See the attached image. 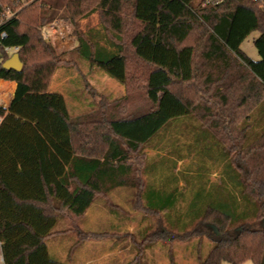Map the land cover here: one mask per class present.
I'll use <instances>...</instances> for the list:
<instances>
[{
	"label": "trees",
	"instance_id": "trees-1",
	"mask_svg": "<svg viewBox=\"0 0 264 264\" xmlns=\"http://www.w3.org/2000/svg\"><path fill=\"white\" fill-rule=\"evenodd\" d=\"M0 2L18 10L0 26V80L17 82L0 108L3 264H67L48 241L71 231L56 230L62 218L81 219L96 202L155 211L188 199L185 217L201 222L164 226L148 241L187 239L203 224L215 243L202 264H264V0ZM97 10L102 24L81 28ZM60 18L72 26L71 50L142 93L146 109L127 114L126 95L85 117L70 114L49 86L75 60L41 28ZM255 31L258 60L241 48ZM6 46H19L22 70L5 67ZM251 126L262 127L252 139ZM79 234L71 249L104 233Z\"/></svg>",
	"mask_w": 264,
	"mask_h": 264
},
{
	"label": "rangeland",
	"instance_id": "rangeland-1",
	"mask_svg": "<svg viewBox=\"0 0 264 264\" xmlns=\"http://www.w3.org/2000/svg\"><path fill=\"white\" fill-rule=\"evenodd\" d=\"M13 11L17 12L18 10ZM55 21L46 23L41 28L44 27L43 31L46 37L52 41L59 52L68 51L69 49L64 45V48L62 47V42L56 41L57 39L52 33L51 24ZM99 24L102 22L97 10L85 15L81 20L80 27L86 30ZM71 28L69 21L67 24L68 33ZM258 34V31L253 32L241 45L246 54L254 60L260 59L254 44V39ZM68 52L67 57L74 59L75 62L70 66L57 68L49 89L63 94L73 117H85L88 113L98 109L101 104L107 108V104L109 106L107 101L116 103L126 95L129 97L127 114L144 110L150 105L142 93L139 91L129 92L126 85L112 78L102 68L92 67L76 50ZM66 75L71 76L64 81ZM261 131L262 127L251 126L248 131L249 137L252 139ZM158 146H161V143ZM154 151L151 147L146 149L148 154H153ZM136 163L142 165L140 159ZM190 163L189 160L184 164L179 162L175 172L177 173L179 169ZM215 177L216 173L212 175V178ZM189 202L190 199L181 204H168L166 208L159 206L155 211L137 204L96 202L88 214L81 219L62 218L56 230L70 229L71 231L50 239L49 247L59 259L67 264H171V262L173 264H202V259L198 257L204 258L209 248L215 243L211 239L213 229L206 225H201L200 234L187 239L172 237L152 241L147 239L149 233L162 230L164 226L171 230L183 229L182 225L188 223L190 219V223L198 225L201 220L194 219V212H191V218L184 215L185 211L190 208ZM255 226H263V223L257 221ZM81 230L104 234L85 239L75 249H71L81 239L79 234ZM119 250L121 253L117 252ZM222 264L232 263L225 261ZM243 264L254 263L249 260Z\"/></svg>",
	"mask_w": 264,
	"mask_h": 264
},
{
	"label": "crops",
	"instance_id": "crops-1",
	"mask_svg": "<svg viewBox=\"0 0 264 264\" xmlns=\"http://www.w3.org/2000/svg\"><path fill=\"white\" fill-rule=\"evenodd\" d=\"M258 36H259V34H258ZM67 39L68 40H66V41H60V40L57 39L56 41L62 42L61 45H62L63 48L65 46L67 49L71 50L76 44V38H75V36H73L69 32L67 34ZM69 76H71V75H66V77H64L65 78L64 81H66L69 78ZM0 84H5L6 85V86H0V108L7 109L9 107L12 99L14 98V95H15V92H16V89H17V82L12 81V80H3V79H1L0 80ZM0 121H1V118H0ZM117 252L121 253V250H119ZM0 263L3 264V258H2V252H1V243H0Z\"/></svg>",
	"mask_w": 264,
	"mask_h": 264
},
{
	"label": "built area",
	"instance_id": "built-area-1",
	"mask_svg": "<svg viewBox=\"0 0 264 264\" xmlns=\"http://www.w3.org/2000/svg\"><path fill=\"white\" fill-rule=\"evenodd\" d=\"M0 8L3 9L1 15H0V26L3 24L5 19H9L16 15L17 12L13 11L12 8L3 6L0 2ZM69 23L68 19H59L55 21L53 24H51V29L54 37L60 41H66L67 40V24ZM44 28V27H43ZM2 36H5V33H2ZM19 46H6L5 52L9 54L10 56L14 53H17L19 51Z\"/></svg>",
	"mask_w": 264,
	"mask_h": 264
},
{
	"label": "water",
	"instance_id": "water-1",
	"mask_svg": "<svg viewBox=\"0 0 264 264\" xmlns=\"http://www.w3.org/2000/svg\"><path fill=\"white\" fill-rule=\"evenodd\" d=\"M6 68H11L16 71H20L23 68V63L20 60L19 53L12 54L5 62Z\"/></svg>",
	"mask_w": 264,
	"mask_h": 264
}]
</instances>
